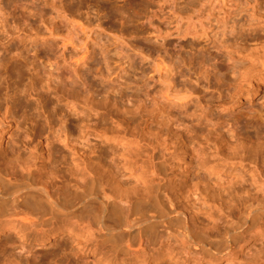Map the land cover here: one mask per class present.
Here are the masks:
<instances>
[{
  "label": "rangeland",
  "instance_id": "1",
  "mask_svg": "<svg viewBox=\"0 0 264 264\" xmlns=\"http://www.w3.org/2000/svg\"><path fill=\"white\" fill-rule=\"evenodd\" d=\"M207 14L240 15L225 27L212 15L207 30L177 33L179 21L181 29ZM263 15L264 0H0V174L19 177L26 162L35 178L9 179L1 190L0 261L122 264L114 250L141 241L154 254L136 264L264 263V215L253 224L237 218L244 202L264 198L253 173L264 168V139L236 151L240 166L227 147L232 136L264 135V84L249 98L241 73L251 62L243 48L264 41ZM66 37H76L73 46L63 48ZM71 50L86 63L69 62ZM74 167L92 174L98 194L122 188L118 219L102 216L86 189L73 197L60 186L55 174L73 184ZM42 180L71 203L22 207L21 194ZM185 227L192 248L178 236ZM105 229L111 242L102 243Z\"/></svg>",
  "mask_w": 264,
  "mask_h": 264
},
{
  "label": "bare ground",
  "instance_id": "2",
  "mask_svg": "<svg viewBox=\"0 0 264 264\" xmlns=\"http://www.w3.org/2000/svg\"><path fill=\"white\" fill-rule=\"evenodd\" d=\"M213 15V17L215 18L214 20L216 21V23H218L219 25H221V27H225V26H227V24L229 23V21H230V19H231V15H235V16H237V15H240V14H207L206 16H205V20L202 22V21H196V19L194 18V19H192V18H190V19H187L185 22V25H184V27L183 26H181V27H183V28H181L180 29V21L177 23V28H176V30H177V33H179V34H181L183 37L185 36V35H190V34H194V35H196V34H198V32L200 31V32H202V30H207V24H209V22H212L211 20H212V18H211V16ZM248 15V17H250V18H252V16L254 15V14H247ZM263 17H264V15H263ZM264 25V24H263ZM72 30H73V28H72ZM69 31H71V27L69 28ZM199 32V33H200ZM69 34V33H68ZM74 38H76V37H73V38H65V42H63V48H65L66 46H67V44H69V45H71V46H73V44H74ZM250 44H248L246 47H244L243 48V52L244 51H249L250 53L248 54V60L249 61H251V62H249V64H244V65H241V73H242V76H245L244 78L246 79L247 78V80H248V88H249V92H250V95L248 96L249 98L251 97V98H253V97H255V96H257V94L260 92V90L262 89V85L264 84V75H262L261 74V72L262 71H264V41L262 40V37H256V38H253V39H251L250 40V42H249ZM63 55H65V53L63 52L62 53ZM66 56H68V59L69 60H71V61H69V62H73V65H75L76 67L77 66H79V65H84L85 63H86V56H84V55H80V54H78L75 50H71V52L69 53L68 52V55H66ZM257 57V59L259 60L258 62H256L255 63V58ZM66 59V58H65ZM68 61V60H67ZM261 68V69H260ZM259 69V70H258ZM261 74V75H260ZM264 74V73H263ZM247 75V76H246ZM250 78H252V81L254 80V82L256 81V83L255 84H253L252 83V81H251V79ZM247 91V90H246ZM246 95H248V94H246ZM175 99H176V97H174ZM64 136V135H63ZM65 139H66V137H64ZM232 139H230V140H232L230 143L228 142V148H229V146H230V144L232 145V147H233V149H235L234 147H236V149H235V152L237 151V150H240L241 149V151H243L244 152V150H242V148L243 149H245L246 150V146L248 145V143H250V142H252L253 140H258V141H260L259 139H261V141L264 139V135H261V134H248V133H244V134H242L241 136H237V137H231ZM229 140V139H228ZM63 142V141H62ZM61 142V143H62ZM60 142H59V144H61ZM64 143H66L65 141H64ZM63 143V144H64ZM63 146V145H62ZM250 146V145H249ZM238 148V149H237ZM59 149H61V147L59 148ZM231 150V151H233L234 152V150ZM239 152V151H238ZM238 152H236V154L238 153ZM242 153V152H241ZM240 153V154H241ZM240 154H237L236 156H235V153H234V157H236L233 161V163L236 165V166H240V165H242V162L244 161L243 159H244V157H242ZM233 155V154H232ZM239 155V156H238ZM244 155V154H243ZM233 157V158H234ZM63 158H65V157H63ZM58 160V159H57ZM64 160V159H63ZM256 160V159H255ZM30 161V160H29ZM23 163V162H22ZM26 165V162H24L23 163V165ZM24 165V166H25ZM28 165H29V163H28ZM23 166V167H20V175H19V177L21 178V179H23V180H25V181H27V182H31L32 184H35V183H33V179H35L34 178V169L32 168V166L30 165V166ZM254 165H255V163H254ZM22 166V165H21ZM61 167H62V165H61ZM73 168V167H72ZM71 168V169H72ZM75 169V170H74ZM74 169H73V184L72 183H70V181L67 179L66 180V177L65 178H63V176L61 177V173H59L58 174V176L55 174V177H57L58 179L57 180H59L60 181V186L61 187H63V189H70V191H71V193H75V195H73V197L74 196H80L79 194H80V192H81V189H83V192H84V190H85V192H86V195L88 194V195H93L94 197H95V199L96 200H98L99 201V205H101V206H99V207H101V214H102V216H105V215H109V214H113V215H118V212H119V210H117L118 208L119 209H121L122 207H121V205L123 204V199L121 198L122 196V193H124L123 192V190H121L122 188L121 187H119L120 185L119 184H115V187L114 188H116V189H120L119 190V192L117 191L116 192V190H115V192L116 193H121V194H119L121 197H118L119 195L118 194H115L113 197H112V195L110 194V193H106V192H100V194H98L97 192H96V179L94 178V177H92L91 175V173H89L88 171H86L85 169H81V170H79L77 167H74ZM253 173L256 175V176H258V178H260L259 180L262 182V184L264 185V168H261V167H259V166H256L255 168H254V171H253ZM16 175V174H15ZM14 175V173H12V172H5V173H2V174H0V218H2V217H4V214H5V211H4V209H3V206L5 205V202H4V200H3V198L1 197V190L2 191H4L3 189L5 188H10L11 189V187H12V185L9 183V179H12V180H21L19 177H17V176H15ZM65 176V175H64ZM52 178V177H51ZM50 178V179H51ZM54 178V177H53ZM53 178H52V180H53ZM47 179V178H46ZM45 179V180H46ZM49 179V178H48ZM48 179H47V181H48ZM55 179V178H54ZM11 180V181H12ZM51 180V181H52ZM43 181V180H42ZM50 181V182H51ZM50 182H45V181H43L42 183H40V186H35L34 185V187H33V189H31L30 191L28 190L26 193L24 192V193H22L21 195V199H20V201H19V203L21 204V206L22 207H24L25 205H27L26 206V208H29V207H31V208H37L36 210H38V211H40L38 208H42V209H44L45 211H46V209H49V210H52V207H55V206H60V205H62V204H66V203H71L70 201V199H68V197H66V196H63V195H61V193H62V191H61V189H59V190H57V189H55L56 188V186L53 184V183H55V181L53 182V183H50ZM50 183V184H49ZM52 184L55 186V187H53L52 188ZM55 184H57V183H55ZM59 184H57V185H59ZM63 186H62V185ZM13 187H15V185L13 186ZM73 188V189H72ZM14 188H12V190H13ZM52 189H55V190H52ZM62 189V190H63ZM9 190V189H8ZM113 190V191H114ZM84 192V193H85ZM64 193V192H63ZM69 193L70 192H68L67 194H68V196H69ZM66 194V193H65ZM77 194V195H76ZM111 196H110V195ZM83 195V193H81V196ZM117 195V197H115ZM124 195V194H123ZM70 196H72V194H70ZM80 196V197H81ZM84 197H86L85 195H83ZM264 196V195H263ZM80 197H78V198H80ZM70 198V197H69ZM120 198V199H119ZM158 198H159V196H158ZM77 199V198H76ZM81 199V198H80ZM119 199V200H118ZM160 199V198H159ZM252 199H254L253 201H247V202H244L245 204H242V206H241V208H240V206L238 207V209H239V217H238V212L236 213L237 214V218H238V220L240 221H238L239 223H242L243 222V224H247V223H249V222H255L254 220L256 219L257 220V218H259V217H261V216H263L264 215V198H260L261 200H259V199H256V198H252ZM256 199V200H255ZM70 200V201H69ZM94 200V199H93ZM118 200V201H117ZM82 201V200H81ZM246 201V200H245ZM160 203L161 204V201L160 200H156V203ZM23 203H24V205H23ZM126 203V202H125ZM67 205V204H66ZM162 205V212H164L165 214H166V216L168 217L172 212H173V210L172 209H170V208H168V207H166L165 205H163V203L161 204ZM167 205V204H166ZM20 206V205H19ZM29 206V207H28ZM123 206V205H122ZM29 210V209H28ZM36 210H34L35 212H36ZM43 210V211H44ZM122 210V209H121ZM237 210V209H236ZM32 212H33V210H31ZM44 211V212H45ZM57 212V211H56ZM34 213V212H33ZM41 213H42V211H41ZM58 213V216H59V212H57ZM26 214V213H25ZM43 214V213H42ZM56 214V213H55ZM32 215V213L30 212V215H29V219H31V217H33V218H35V217H37V216H31ZM38 215V214H37ZM112 215V216H113ZM231 215V214H230ZM28 215H26V217H27ZM38 216H41V215H38ZM41 217H43V216H41ZM163 217V216H162ZM165 217V216H164ZM33 218L29 221L27 218L25 219V221H29V222H31L32 220H33ZM38 218V217H37ZM115 218V217H114ZM117 219H118V216L116 217ZM24 219V218H23ZM95 219H96V216H95ZM24 221V222H25ZM150 221V220H149ZM34 222H35V220H34ZM47 223H48V221H46ZM238 222H236V224L238 223ZM31 223H33V222H31ZM31 223H28V224H30V228H31V226H33V225H35L34 227H36V225H38L39 226V228H40V225H43V220H41V219H38V222H35V223H33V225H31ZM45 223V222H44ZM149 223V227L150 226H152V224H150V222H148ZM252 223V224H253ZM229 226H228V228H227V233H228V238H230V240H232V241H235V239L237 238V235H236V230H235V226L236 225H233V224H228ZM24 226H26V225H24ZM37 226V227H38ZM102 226V225H101ZM36 227V228H37ZM89 229H90V231H92L91 230V227H89V226H87ZM105 227V226H104ZM84 228V227H83ZM86 228V227H85ZM93 228V227H92ZM28 229V228H27ZM31 230V229H30ZM42 230H44L43 228H42ZM41 230V231H42ZM86 230V229H85ZM106 231H108V233L107 234H100V236H101V238H106V237H108V238H106L105 240L103 239L102 240V243H104V242H106V240H107V242L109 241V242H111L110 240H112L114 237L112 236L113 234H110L109 232V230L108 229H105ZM39 231H40V229H39ZM44 232V231H43ZM42 232V233H43ZM51 232V231H50ZM94 232V231H93ZM92 232V233H93ZM47 233V232H46ZM91 233V232H90ZM142 233V232H141ZM190 234V231L188 230V228H181L180 229V231H179V238L181 239V240H183L182 242L185 244V242H189V243H191L190 244V246H189V243L187 244L188 245V248L190 247V248H192V242H190V241H188V239H189V234ZM260 234H259V236L260 237H262V238H264V229L263 230H260V232H259ZM45 235V234H44ZM42 236V235H41ZM47 236V235H46ZM99 236V235H98ZM100 236H99V238H100ZM113 238H112V237ZM116 236V235H115ZM115 239H116V237H115ZM114 239V240H115ZM48 240V239H47ZM43 241V240H42ZM185 241V242H184ZM114 243V242H113ZM112 243V244H113ZM114 245V244H113ZM115 247V246H114ZM115 248H117V247H115ZM114 248V249H115ZM113 249V250H114ZM157 249V248H156ZM155 249V250H156ZM2 251H3V249H1ZM1 251V252H2ZM5 251V250H4ZM92 252H94V251H92ZM100 252V251H99ZM96 253V252H95ZM150 253L153 255L154 254V252H153V246L150 248L149 246H147V244L145 243V242H141V241H139L137 244H136V246H132V245H124V246H122L121 248H118V249H115L114 250V254H116L117 256H120L121 257V259L120 260H122V264H136V260H137V258H138V255H150ZM8 255V254H7ZM6 255V256H7ZM11 255V254H10ZM5 256V257H6ZM9 256V255H8ZM12 256V255H11ZM112 256H113V254H112ZM111 256V257H112ZM115 256V255H114ZM10 257V256H9ZM8 257V259H10L11 260V257L9 258ZM97 257V256H96ZM0 258H1V261H4V259L5 258H3L2 256H1V254H0ZM101 258V257H100ZM113 258H115V257H113ZM119 258V257H118ZM13 259V258H12ZM117 259V258H116ZM0 261V264L2 263ZM5 261H6V259H5ZM13 261H15V259L13 260ZM12 261V262H13ZM99 261V260H98ZM101 261V260H100ZM95 262V261H94ZM104 262V261H103ZM116 262V261H115ZM119 262V261H118ZM10 263V262H9ZM14 263V262H13ZM2 264H5L4 262L2 263ZM6 264H8L7 262H6ZM17 264V263H16ZM260 264H264V263H260Z\"/></svg>",
  "mask_w": 264,
  "mask_h": 264
}]
</instances>
